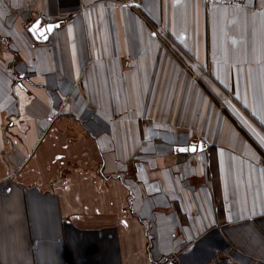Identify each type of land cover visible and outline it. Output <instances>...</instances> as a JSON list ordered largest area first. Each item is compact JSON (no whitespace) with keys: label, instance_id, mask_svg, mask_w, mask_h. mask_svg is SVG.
<instances>
[{"label":"crops","instance_id":"0c3cea01","mask_svg":"<svg viewBox=\"0 0 264 264\" xmlns=\"http://www.w3.org/2000/svg\"><path fill=\"white\" fill-rule=\"evenodd\" d=\"M261 5L0 0V264H264Z\"/></svg>","mask_w":264,"mask_h":264},{"label":"water","instance_id":"95a60500","mask_svg":"<svg viewBox=\"0 0 264 264\" xmlns=\"http://www.w3.org/2000/svg\"><path fill=\"white\" fill-rule=\"evenodd\" d=\"M38 22H39V21H38ZM36 24H37V22H36L34 25H36ZM34 25L29 29V33L32 35V37H33L36 41H40V40H41V41H45V40L47 39V36L52 32L53 28L56 26L55 24H47L46 26L42 27L41 30H42V31H45V34H46V38H44V37L39 36V34L34 35V34L32 33L31 29L34 27ZM49 27H51V31H46ZM193 148H194L195 150H193ZM202 148H203V147H202V144H201V142H199V143H197L196 145H191V146H189V147H187V148H183V149H187L186 151H180V149H182V148H178L177 151H178L179 153H186V152L193 153L194 151H201Z\"/></svg>","mask_w":264,"mask_h":264},{"label":"built area","instance_id":"2783aa9c","mask_svg":"<svg viewBox=\"0 0 264 264\" xmlns=\"http://www.w3.org/2000/svg\"><path fill=\"white\" fill-rule=\"evenodd\" d=\"M207 4H218L234 6L238 8L247 7L249 0H205Z\"/></svg>","mask_w":264,"mask_h":264},{"label":"snow or ice","instance_id":"6c2138e0","mask_svg":"<svg viewBox=\"0 0 264 264\" xmlns=\"http://www.w3.org/2000/svg\"><path fill=\"white\" fill-rule=\"evenodd\" d=\"M261 6H262V8H264V0H262V5ZM255 14L256 13H253V15H255ZM260 15L264 16V11H261ZM31 31H32V33L34 35L39 34V36L46 38L45 31L41 30V26H40L39 22H37V24L34 25V27L31 29ZM46 31H51V27H49ZM186 150L187 149H183V148L180 149V151H186ZM193 150H195V149L193 148Z\"/></svg>","mask_w":264,"mask_h":264}]
</instances>
